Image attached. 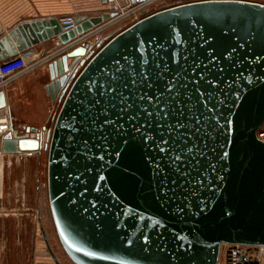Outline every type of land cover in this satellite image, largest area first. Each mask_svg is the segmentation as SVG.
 <instances>
[{
    "label": "water",
    "instance_id": "95a60500",
    "mask_svg": "<svg viewBox=\"0 0 264 264\" xmlns=\"http://www.w3.org/2000/svg\"><path fill=\"white\" fill-rule=\"evenodd\" d=\"M117 15L0 24V60L76 44ZM82 51L52 84L64 85L53 128L0 135L3 152L49 139V206L71 260L217 264L222 243L264 246V3L169 6ZM11 98L1 91L0 107Z\"/></svg>",
    "mask_w": 264,
    "mask_h": 264
},
{
    "label": "crops",
    "instance_id": "0c3cea01",
    "mask_svg": "<svg viewBox=\"0 0 264 264\" xmlns=\"http://www.w3.org/2000/svg\"><path fill=\"white\" fill-rule=\"evenodd\" d=\"M159 1L160 0H154L150 4L152 5ZM252 1L264 3V0ZM131 4L130 0H112L107 3H104L103 0H0V24L8 31L18 24L29 20L60 18L67 15H72L74 17L87 15L90 17L102 14L105 11H118L119 5L126 8ZM144 13V9L138 11L140 17H142ZM139 16L135 17L134 14H129L121 19H117L116 17L111 18L110 21H108L110 22L109 26L113 23H123L129 18L135 17L134 20L127 23L128 25H123L121 28L122 30L135 22ZM107 27L108 26L76 44H72L71 42L68 45L60 44L56 46L52 42V39H48L19 52L24 53L35 63L37 62L38 65L35 69L15 76L8 84L7 88L12 91V98L6 100V105L4 107H0V135L8 130H18L22 133L26 131L25 129L27 127L42 126L43 128V126L46 125L50 117L56 113V101L62 99V87H64V85H62L61 89L58 90L55 86L52 87V84L55 83L60 76L72 72L76 62L83 57L82 46H85L88 42L97 43L99 40H104L105 42V37L103 38L101 35ZM111 35L112 33L108 36ZM108 36H106V39ZM55 37H57V35H54V38ZM40 61L43 62L40 63ZM38 151L14 153H17L16 157L22 159L33 157L40 159L39 154H36ZM6 153L10 152H3L0 150V159H5L7 157ZM16 175L17 174L12 170L0 171V191L2 189L5 191L8 187L9 194H11L10 191H13L14 195L17 189L18 179L27 180L34 178V189H30L24 195L27 196V201H29L30 196L32 203H35L39 196V185L37 182L40 179V172L21 170L20 175ZM1 202L3 201H0V203ZM38 212L40 213L39 205ZM39 229L41 230V226ZM40 230L39 233L36 232L34 239L36 248L34 264H52L46 256L45 249L47 245L42 235V230Z\"/></svg>",
    "mask_w": 264,
    "mask_h": 264
},
{
    "label": "rangeland",
    "instance_id": "374dc122",
    "mask_svg": "<svg viewBox=\"0 0 264 264\" xmlns=\"http://www.w3.org/2000/svg\"><path fill=\"white\" fill-rule=\"evenodd\" d=\"M170 1L171 0H161L158 3H154L150 5L147 12L162 7V4L172 6L178 4L182 0H172L171 2H175V4L171 5ZM134 18L135 17H131L123 23L108 25L101 36L103 38L105 37V41H107L110 37L108 36L109 34H115L117 31L121 30L123 25H128L127 23L134 20ZM106 36H108L107 39ZM83 66L84 64L79 67L78 71H80ZM62 101L63 99L56 101V113L50 117L46 125H44L47 129L53 128ZM37 127L42 128V126ZM261 127L264 129V124ZM261 127L259 128L260 130H262ZM259 129L258 131H260ZM48 143L49 139H47L44 133L45 146L36 153L39 154L40 159H37V157L22 159L16 157L17 153L14 152L6 153L7 157L5 159H0V171L12 170L17 174L16 176L20 175L21 170L40 172V179L37 182L39 185V196L35 203H32L30 196L29 201H27V196L24 195L30 189H34V178L27 180L18 179L17 189L14 195L13 191H10L11 194H9L8 187L5 191L3 189L0 191V201H3L0 203V264H34L36 256L34 239L36 232L39 233L40 223L43 225L51 249L59 262L61 264H76L68 256L60 242L49 206L47 176ZM38 205L40 207V213L38 212ZM45 252L50 262L56 264L47 247Z\"/></svg>",
    "mask_w": 264,
    "mask_h": 264
},
{
    "label": "built area",
    "instance_id": "2783aa9c",
    "mask_svg": "<svg viewBox=\"0 0 264 264\" xmlns=\"http://www.w3.org/2000/svg\"><path fill=\"white\" fill-rule=\"evenodd\" d=\"M153 1L154 0H150L148 2H137L135 4H131L126 8L119 5V10L117 11L118 15L116 16V18H125L129 14H134L135 17H137L139 16L138 11H140L141 9H144L145 11V13L143 14L144 16L145 14H147L148 8L151 5L150 3H152ZM191 1L196 0H182L178 4ZM139 18L141 17L139 16ZM139 18H137V20ZM59 20L61 23L66 24V26L64 27L65 30L75 28L77 25L75 17L72 15L60 17ZM41 62L43 61H40V63ZM37 65V62L35 63L24 53H17L0 60V92L4 91L7 88L12 78L37 68ZM258 136L264 138V129L258 131ZM217 264H264V246L242 243H222Z\"/></svg>",
    "mask_w": 264,
    "mask_h": 264
},
{
    "label": "trees",
    "instance_id": "16d2710c",
    "mask_svg": "<svg viewBox=\"0 0 264 264\" xmlns=\"http://www.w3.org/2000/svg\"><path fill=\"white\" fill-rule=\"evenodd\" d=\"M171 1H172V0H171ZM171 1H170V5H171V4H175V2H171ZM161 6H162V7L158 8V9H155V10H153V11H149V12H147V14H148V13H151V12H154V11H156V10L162 9V8H166V6H168V5L162 4ZM168 7H169V6H168Z\"/></svg>",
    "mask_w": 264,
    "mask_h": 264
}]
</instances>
